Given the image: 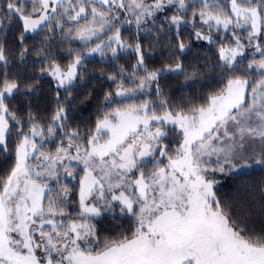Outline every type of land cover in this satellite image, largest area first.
Instances as JSON below:
<instances>
[{"label":"snow or ice","instance_id":"1","mask_svg":"<svg viewBox=\"0 0 264 264\" xmlns=\"http://www.w3.org/2000/svg\"><path fill=\"white\" fill-rule=\"evenodd\" d=\"M120 10L131 19L122 22ZM167 10L175 14L163 27L175 29L181 53L186 16L200 23L195 39L213 43V32L225 37L217 64L223 87L200 103L170 104L158 81L161 72H183L182 65L149 70L142 45L121 36L122 23L148 32L142 26L155 25L157 13ZM16 20L33 34L55 22L87 55L110 53L115 61L131 49L137 62L133 79L123 68L120 77H108L115 90L84 132L68 123L70 106L59 100L50 122L30 114L25 131L6 104L20 86L0 78V151L7 150L13 125L19 132L14 164L0 177V264H264V232L231 215L214 190L216 174L242 171L248 159L264 164V0H0V32ZM66 22L75 23L66 28ZM247 47L259 58L253 55L238 74L244 61L237 58ZM68 54L66 67L51 61L47 73L71 95L84 75L85 52ZM198 73L193 68L191 75ZM250 76H256L251 83ZM154 83L158 104L128 102L148 95ZM256 144L262 147L253 155ZM65 177L78 181V201L69 197ZM107 216L112 224L130 216L135 226L101 240L97 223Z\"/></svg>","mask_w":264,"mask_h":264},{"label":"trees","instance_id":"2","mask_svg":"<svg viewBox=\"0 0 264 264\" xmlns=\"http://www.w3.org/2000/svg\"><path fill=\"white\" fill-rule=\"evenodd\" d=\"M173 14L174 10L162 12L160 17L156 18L157 23L148 26L150 30L146 35L130 27H125L122 35L126 41L139 42L142 45L145 65L149 70L175 67L177 63L182 65L183 72H161L158 81L160 94L170 104L183 106L189 100L200 103L210 92L223 87L220 83L222 74L217 69V64L219 47L225 43V37L213 32V43L195 39L194 29L199 30L200 23L197 21L193 24L191 16H186V22L180 26V39L186 44L185 51L181 53L175 44V29L170 31L163 27L167 24L165 17ZM52 27L54 30H38L35 34L25 33L22 22L16 20L0 32V47L4 49L6 56V61L0 62V78L6 76L16 80L20 86L19 91L6 100V104L17 114V118L25 126L24 130L27 131V119L30 114L41 124H47L57 110L59 100L65 108L70 106L68 123L84 132L94 127L98 115L105 110L106 93L115 90V83L108 77H120V69L123 68L128 79H133L131 72L137 62L136 55L129 49L127 52H121L119 59L115 61L110 53L104 57L97 54L85 58L82 61L84 75L78 80L79 86L68 95L65 88L57 87L56 80L47 73V69L51 61L59 63L62 67L67 66L72 59L68 49L77 51L81 46L61 39L60 29ZM21 35L25 37L23 42L20 39ZM45 37L53 39L45 40ZM242 40L247 43L244 37ZM227 43H231V40ZM253 55L259 58L254 48L247 47L244 56L237 58L244 61L238 74H243L247 70V64L251 62ZM193 68L199 69L198 75H191ZM140 75H143V72ZM255 79L256 76L249 77V80ZM125 84L132 87L127 80ZM141 98L151 99L154 104H158L160 96L156 95L155 83L148 95H137L136 100L128 102L139 103ZM18 135L19 132L13 125L12 135L7 141V150L0 151V177L6 176L14 164ZM2 148L3 146H0V149ZM64 179L77 192L75 186L78 181L73 183L70 179ZM217 179L219 182L214 190L221 206L229 209L230 214L237 219H242L257 234L264 232V168L221 175ZM111 220L112 216H107L102 222L97 223V232L100 233L101 240L116 235L117 228L127 230L134 227V223H130L132 219L127 217L116 224H112Z\"/></svg>","mask_w":264,"mask_h":264},{"label":"rangeland","instance_id":"3","mask_svg":"<svg viewBox=\"0 0 264 264\" xmlns=\"http://www.w3.org/2000/svg\"><path fill=\"white\" fill-rule=\"evenodd\" d=\"M191 2H192V0H189V3H191ZM195 2L198 4V3L200 2V0H195ZM219 2H220V3H226L227 0H219ZM161 13H162V12L157 13V16H156L154 19L159 18ZM120 15H121V21H122V22H123V21H126V20H128V19H131V17H129V16L127 15V13H124L123 10H120ZM74 23H75V22H66V28H67V26H70L71 24H74ZM149 25H151V22H149L148 25H144V26H142V28H148ZM53 26H54L56 29H59L58 27H56L55 22L53 23ZM42 27H43V25L41 26V28H42ZM125 27H127V28L130 27V28H133V29L137 30V26H136V24H135L134 22L131 23V24H128V23H122V26H121V28H120V31H121V36H122V38H123L124 40H125V38L123 37L122 32L125 30ZM52 28H53V27H52ZM66 28H65V30H66ZM38 30H39V29H38ZM38 30H37V31H38ZM141 31H142V34H144V35L147 34V32H144L143 30H141ZM148 32H149V31H148ZM59 34H60L61 39H63V40H65V41H68V42H69L68 39H66V38H64V37L62 36L61 30H60ZM125 41H126V40H125ZM70 42H72V43H77V44H79V45L81 46L80 49L77 50V51H84V52H85V58H91V57L97 55V54L87 55V52H86V50L84 49L83 43H82L81 41H79V40H71ZM85 58H84V59H85ZM63 67H66V66H63ZM249 81H250V83H251L253 80H249ZM138 95H142V93H138ZM261 147H262L261 145L256 144V145L254 146V149H253V151H252V154L255 155V154L259 153L260 150H261ZM49 150H50V149H49ZM241 163H243V162H241ZM247 164L250 165V167H246V168H244L242 171H236V172H232V173H235V174H236V173H241V172H247V171H250V170L255 169V168H264V164H259V163H257L255 160H253V159H248V160H247ZM75 175H77V176L81 175L80 169H77V170H76ZM216 175H217V178H218L219 176H221V174H216ZM65 178L70 179V181H72L73 183H76V180H72L71 177H65ZM62 179H64V178H62ZM72 182H71V183H72ZM75 187H76V186H75ZM76 189H77V187H76ZM68 194H69V197H70V198H72L73 200L75 199L74 201H78V189H77V192H76L73 186L68 185ZM75 194H77V195H76L77 198H75ZM77 206H78V204H77L76 202H73V203L70 205V207H71L72 209H75ZM127 218L132 219L130 216H128ZM134 226H135V225H134Z\"/></svg>","mask_w":264,"mask_h":264}]
</instances>
